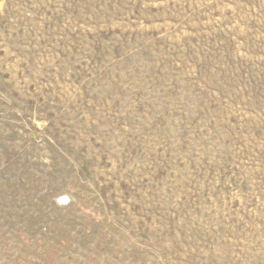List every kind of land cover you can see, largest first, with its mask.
<instances>
[{
    "label": "rangeland",
    "instance_id": "rangeland-1",
    "mask_svg": "<svg viewBox=\"0 0 264 264\" xmlns=\"http://www.w3.org/2000/svg\"><path fill=\"white\" fill-rule=\"evenodd\" d=\"M0 264H264V0H0Z\"/></svg>",
    "mask_w": 264,
    "mask_h": 264
}]
</instances>
